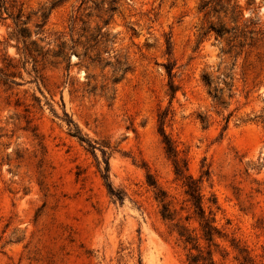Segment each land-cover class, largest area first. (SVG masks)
Instances as JSON below:
<instances>
[{"label": "rangeland", "instance_id": "rangeland-1", "mask_svg": "<svg viewBox=\"0 0 264 264\" xmlns=\"http://www.w3.org/2000/svg\"><path fill=\"white\" fill-rule=\"evenodd\" d=\"M194 260L264 264V0H0V264Z\"/></svg>", "mask_w": 264, "mask_h": 264}, {"label": "trees", "instance_id": "trees-1", "mask_svg": "<svg viewBox=\"0 0 264 264\" xmlns=\"http://www.w3.org/2000/svg\"><path fill=\"white\" fill-rule=\"evenodd\" d=\"M20 16V13L18 12L15 16V19H18ZM171 88V87H170ZM171 92L173 93V89L171 88ZM167 149L170 150V147L167 146ZM176 174H179V171L176 170ZM187 182V189L185 190L186 195L189 197V200L192 202L193 206L195 207V210L197 211L198 218L201 221V230L202 235L204 238L208 241L211 240L213 232H216V228L212 225L213 218L204 215V211L201 204V195L199 193V187L196 185V182L190 179V177ZM163 210L166 211V206L163 205ZM170 213H162L163 218H170ZM184 233H180V236H184ZM185 242H190L191 238L189 235H185L184 237ZM195 262V260H194ZM210 264V262H208ZM196 264V262L194 263Z\"/></svg>", "mask_w": 264, "mask_h": 264}]
</instances>
